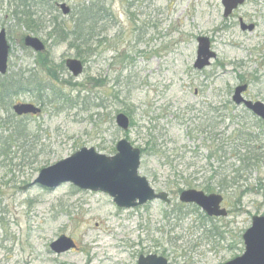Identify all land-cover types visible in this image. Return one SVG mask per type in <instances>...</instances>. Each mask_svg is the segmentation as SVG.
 <instances>
[{"label":"rangeland","instance_id":"374dc122","mask_svg":"<svg viewBox=\"0 0 264 264\" xmlns=\"http://www.w3.org/2000/svg\"><path fill=\"white\" fill-rule=\"evenodd\" d=\"M28 4L26 11L39 21L36 33L24 26L22 3L0 0V32L6 31L10 46L9 72L0 75V82L29 73L26 77L35 76L46 89V103L28 91L0 111V132L14 116V122L28 124V133L41 145L34 166L19 167L17 158L13 166L0 169V264H138L141 255L162 256L170 264H226L241 257L252 219L264 216V121L233 97L238 86L248 85L245 100L264 104V0H247L229 18L222 0ZM63 4L70 14L63 13ZM91 5L105 7L106 13L90 40L93 56L83 61L76 48L56 43L49 34L56 21L70 24ZM241 20L254 30L243 31ZM28 36L43 42L45 51L25 46ZM200 37L210 39L216 54L202 71L194 67ZM39 55L54 61L57 80L37 67ZM71 58L84 62L79 77L65 66ZM18 103L40 106L42 113L19 117L13 112ZM119 113L131 120L127 132L116 124ZM247 133L253 134L252 143H246ZM210 134L215 142L208 140ZM123 139L140 150L151 140L156 143L154 151L141 156L139 174L157 193H168L170 205L153 201L120 208L110 195L70 183L52 190L40 185L24 189L41 170L82 148L115 156ZM244 144L253 152L252 165L236 186L215 192L224 197L228 216L201 224L191 205L179 202L176 185L202 191L200 185L214 171L232 185L240 165L233 149ZM222 146L226 157L214 151ZM211 153L215 157L209 159ZM187 183L195 187L186 188ZM61 236L73 239L77 249L53 252L50 245Z\"/></svg>","mask_w":264,"mask_h":264},{"label":"water","instance_id":"95a60500","mask_svg":"<svg viewBox=\"0 0 264 264\" xmlns=\"http://www.w3.org/2000/svg\"><path fill=\"white\" fill-rule=\"evenodd\" d=\"M247 0H222L224 17L229 18L235 10L244 5ZM61 9L65 15L71 9L63 4ZM243 31H253L254 26H247L241 21ZM25 46L32 48L36 53L45 51L46 46L38 38L28 36ZM10 46L6 31L0 32V75H6L9 69ZM216 54L211 50V41L207 37L198 38L197 59L194 64L196 70L202 71L211 65V60ZM66 68L74 77H79L84 72V65L78 59H68ZM248 85L238 86L235 89L233 101L237 105L244 104L260 119L264 120V104L261 102L247 101L244 93ZM17 116L41 114L40 107L30 103H19L13 106ZM116 124L124 132L130 129V119L120 113L116 116ZM117 153L108 157L97 153L93 148H82L70 158H67L51 167L40 171L38 178L27 185L28 189L40 185L46 189H57L63 184H72L82 190L103 192L110 195L120 208L133 209L153 201H162L171 204L170 196L166 192L157 193L149 181L139 174L141 167V150L134 148L129 141L123 139L116 146ZM223 196L219 194H206L195 189L183 190L179 195L182 204L198 206L209 217H227L228 211L222 208ZM245 253L226 264H264V216L252 219V226L243 236ZM56 254H64L77 249L75 241L69 237L61 236L50 245ZM138 264H170L169 261L158 255H141Z\"/></svg>","mask_w":264,"mask_h":264},{"label":"trees","instance_id":"16d2710c","mask_svg":"<svg viewBox=\"0 0 264 264\" xmlns=\"http://www.w3.org/2000/svg\"><path fill=\"white\" fill-rule=\"evenodd\" d=\"M33 0H17V2L22 3L23 13L21 12L20 15L24 14V26L29 28L33 33L37 32V28L39 26V21L35 20V15L31 14V12L26 11L28 8V3ZM43 3V0H40ZM106 13L105 7L98 6V5H91L87 7H83L80 12L72 19L70 24L63 22L56 21L53 26V31L49 34L51 38L56 40V43H69L71 46L77 49V57L81 58L83 61L86 58H90L93 56L92 43L90 40H93L96 37V29L98 28V23L104 20V15ZM84 63V62H83ZM40 70L44 71L51 79L54 81L58 79L56 75V66L54 65V61L50 58H47L46 55H39L38 59L35 63ZM65 71L66 68L64 65L61 67V71ZM26 74L29 73H22L21 75H15L12 77L11 80L7 84L4 82H0V111L6 110L7 107L9 108L12 104V99L14 96L25 93V92H34L40 94V100L42 104L46 103V89H44L43 84L39 81H36L37 78L35 76L30 75L26 77ZM37 76V75H36ZM2 77V76H1ZM4 108V109H3ZM9 114V113H8ZM13 117H8L5 124L6 127H3L0 132V169L6 164V167L13 166L12 163L14 160L19 158V167H30L34 166L38 160L39 155L37 151L40 149L39 144H37L35 137L28 133V124L24 123L23 121L14 122ZM132 126H134V122H132ZM206 128L204 131L208 132ZM245 134V131L240 132V134ZM239 134V133H238ZM238 135V138L240 137ZM248 138L245 141L247 144L252 143L253 141V134L247 133ZM209 139L212 138V134L208 137ZM240 139V138H239ZM217 140L213 139L215 142ZM244 144V146L240 145L237 149H233V154L238 163H240L238 169L234 170L235 176L232 178V185H229L228 177L221 178L217 172H213L212 177L203 185H200L208 194L215 193L217 191H227L238 184L239 179L243 177L241 175L243 170L249 168L251 166V161L253 158L249 156V153L253 154L251 150L247 152L248 145ZM156 143L152 140L149 141L147 148L142 149V155L149 152V150H155ZM246 152H242V151ZM43 151V148L40 152ZM215 153H220L222 157H226L224 154V147L216 148ZM215 153H211L209 159H212ZM19 154H21L19 156ZM256 158V157H255ZM254 158V159H255ZM11 164V165H10ZM17 166V165H16ZM218 178V182L216 180ZM218 184L219 190L214 185ZM186 188L195 187L191 183H187L184 185ZM179 194L182 192L180 185H176ZM187 207L186 205H182ZM191 214L199 216L201 224L205 225L207 223H211L214 219L208 217L197 206H191ZM210 234L212 236L215 235L214 231L211 230Z\"/></svg>","mask_w":264,"mask_h":264}]
</instances>
